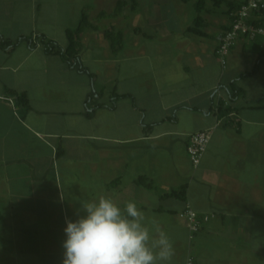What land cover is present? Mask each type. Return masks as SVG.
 Listing matches in <instances>:
<instances>
[{
    "label": "crops",
    "instance_id": "obj_1",
    "mask_svg": "<svg viewBox=\"0 0 264 264\" xmlns=\"http://www.w3.org/2000/svg\"><path fill=\"white\" fill-rule=\"evenodd\" d=\"M202 1L115 0L103 27L105 0H0V264H62L66 220L99 195L155 218L171 264H264V40L241 38L223 68L243 0ZM82 14L72 66L57 50ZM204 131L195 167L187 148ZM184 185L185 202L160 198ZM188 207L212 216L194 234Z\"/></svg>",
    "mask_w": 264,
    "mask_h": 264
},
{
    "label": "clouds",
    "instance_id": "obj_2",
    "mask_svg": "<svg viewBox=\"0 0 264 264\" xmlns=\"http://www.w3.org/2000/svg\"><path fill=\"white\" fill-rule=\"evenodd\" d=\"M84 215L67 219L62 264H171L174 246L135 201L121 207L99 195L81 201Z\"/></svg>",
    "mask_w": 264,
    "mask_h": 264
},
{
    "label": "built area",
    "instance_id": "obj_3",
    "mask_svg": "<svg viewBox=\"0 0 264 264\" xmlns=\"http://www.w3.org/2000/svg\"><path fill=\"white\" fill-rule=\"evenodd\" d=\"M231 25L225 32L221 44L216 51L223 68H226L227 57L241 38L251 41L264 40V0H243L241 6L231 14ZM211 141V132H199L190 137L187 148L188 156L192 164L197 167ZM189 231L194 234L200 231L203 224L207 223L212 216H200L190 207L184 214ZM187 264H193L189 258Z\"/></svg>",
    "mask_w": 264,
    "mask_h": 264
},
{
    "label": "trees",
    "instance_id": "obj_4",
    "mask_svg": "<svg viewBox=\"0 0 264 264\" xmlns=\"http://www.w3.org/2000/svg\"><path fill=\"white\" fill-rule=\"evenodd\" d=\"M200 1L201 2H199L197 4L198 5L197 6L198 12L201 11L200 4H202V2H203L202 0H200ZM125 4H126L125 2H119L117 5V10H122V8L125 6ZM241 4H236L232 7H230V10L228 13L231 14L233 11L237 10L241 6ZM86 22H87V17L85 14H82L81 22H80L78 29H76L74 32H72V31L69 32V38L71 39V44H70L69 48L65 51H63L62 49H59V48L57 50V52H59L60 54L68 56L67 60L69 61V63L72 66H74V65L77 66V62H78L77 44L72 39L74 37V34L80 33L84 30V28H85L84 26H85ZM201 24H203L202 19L200 18V16H197L195 23H194V26L192 28H190L189 31L194 33V34H197V35H202V32L200 31V29H201L200 25ZM107 37L112 44L113 50L115 52H118L121 48L122 34L109 32V33H107ZM44 46L48 52H53L56 49L55 48L56 46L53 47V45L50 43H46V44H44ZM263 59H264V56H263V58L262 57L259 58L260 61H262ZM231 98H234L233 94H231ZM23 102H25L24 97H23ZM217 110H218V114H220V115H222V114L224 115V114L229 112V109L228 110L224 109L223 103L218 104ZM137 183L139 185L144 184V186L148 189L152 188V186H153V183L151 180H148L147 178H142V177L137 180ZM186 193H187V188L184 185L177 190H173L169 193H165V194L161 195L160 198L161 199H176L178 201L185 202L186 201Z\"/></svg>",
    "mask_w": 264,
    "mask_h": 264
},
{
    "label": "rangeland",
    "instance_id": "obj_5",
    "mask_svg": "<svg viewBox=\"0 0 264 264\" xmlns=\"http://www.w3.org/2000/svg\"><path fill=\"white\" fill-rule=\"evenodd\" d=\"M115 0H105V3H104V8H105V11L107 13L106 17L108 20H106V22H104L103 24V27H109V24H111L109 21V18H112L111 14L113 13H117V12H120L121 10H117V8H115ZM129 4H131V1L132 0H129ZM193 1H196V0H193ZM228 58L229 56L227 57V62H228Z\"/></svg>",
    "mask_w": 264,
    "mask_h": 264
}]
</instances>
